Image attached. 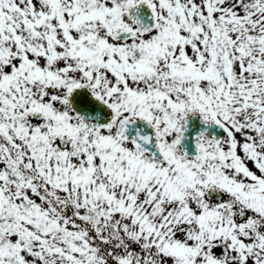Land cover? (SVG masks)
Segmentation results:
<instances>
[{"label": "snow or ice", "instance_id": "obj_1", "mask_svg": "<svg viewBox=\"0 0 264 264\" xmlns=\"http://www.w3.org/2000/svg\"><path fill=\"white\" fill-rule=\"evenodd\" d=\"M0 264H264V0H0Z\"/></svg>", "mask_w": 264, "mask_h": 264}]
</instances>
